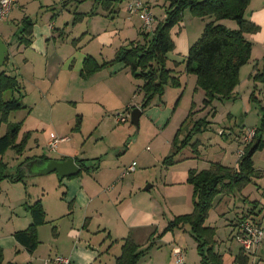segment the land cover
<instances>
[{"label": "rangeland", "instance_id": "obj_1", "mask_svg": "<svg viewBox=\"0 0 264 264\" xmlns=\"http://www.w3.org/2000/svg\"><path fill=\"white\" fill-rule=\"evenodd\" d=\"M24 1L25 11L23 10L24 6L20 8L19 4L15 5L14 8L16 10L10 13L11 17L7 20L8 22H5L6 20L0 22V35L5 38L9 48V55L5 63L0 65V69L18 76L20 90L16 92V96L19 97L21 94L26 93L27 95L24 97L25 103L36 102V98L40 95L37 84L42 87L48 82L43 80L36 83L34 78H31L34 70L33 61L31 60V63L25 65V58H41L42 61L43 57L35 54L31 47L26 46L28 45L27 43L20 42L21 26L15 16L17 18L23 13H28L33 16V20L37 19L40 22L46 14H56V25L54 24L55 28H52L53 34L47 44L51 60L48 58V70L51 71L55 68L56 71L60 64L67 59L66 66L72 65L75 68L74 73L77 78L75 81L79 82V84L87 83L88 87V82L92 83L93 81H91L92 77L83 79L78 75L83 58L87 54H91L99 61L112 59L116 48L123 45L125 38L130 37L132 39L137 37V32L141 25L147 31L154 30L158 21L162 20L165 15L166 7L164 0H150L154 23L153 26L146 28L143 27V20H141L138 13L130 12L128 9V3L136 0L118 1L113 12L105 10L102 5L90 0L78 3V8L74 5H68L64 8L60 5L62 2L59 0ZM46 3L49 5H46ZM49 6L52 7L51 10ZM90 10L95 13L90 14ZM76 12L87 13L80 19L77 17L76 20ZM210 20H214V16L197 17L192 15L188 9L184 13L183 20L172 29L177 49L167 54V67L174 68L177 71L183 83L181 89H187V91L177 106L175 102L179 95L176 89L179 87H173L172 90L169 89L163 101L157 96V103L160 107H148V111L141 115L142 120L140 117L139 129L131 122V112L135 107H130L129 110H126L122 106L124 104L117 100L113 102L114 107L111 110L103 109L101 115L85 116L81 131L73 130L76 124V117L79 114V109L74 101H83L80 99V97L82 98L80 90L74 96L72 95L70 100L53 103L51 114H49L48 118H44L43 122L29 113L31 106L11 111L7 120L0 121V135L7 131L10 123L15 122L22 123L19 139L29 134L28 143L22 155H18L14 149L9 148L3 156L7 164L6 171L10 176L0 181V236H7L14 231L25 229L32 222L28 206L36 200H41L47 212V222L38 228L39 243L34 253H29L20 243H16V246H7L4 264L10 261L16 264H53V259L57 255H64L62 253L66 252L70 253L71 250L76 251V248L94 250L97 253V257L103 256L102 264H115V255H113L112 251L108 252L106 250V241L108 240L107 237L110 238V231L104 228V220L107 215L102 216L101 205V202L106 201V198L104 195L99 194L100 187L97 186L96 181L97 179L103 180V174L107 176V180L110 179L114 171L107 167L114 165L115 159L119 161L121 158L122 172L125 171V166L136 160L139 163L136 165L139 173L136 175V171L130 172L123 177V180L131 184L133 182L140 183L142 187L156 184V187L152 188L153 195H157L160 192L165 193L166 191L160 186L168 167V164L164 162V158L171 154L172 140L177 128L182 123H184L183 134L186 135L190 123L194 121L193 119L196 120L207 116L211 120L208 130L198 135L201 138L199 146L201 168L207 167L206 163H211L208 161L211 159L209 158L211 155H213V159H218L216 158V152L222 151H225L223 158L225 164L234 165L236 163L238 156H241L239 149L245 148L243 141L244 131L252 127H258L264 115V83L254 81L252 76L250 77L253 72L251 62L243 69L241 68L240 83L235 88V95L231 99H216L212 105L205 106V108L201 104L203 109L200 112L193 113L192 115L197 113V115L193 116V119H186L193 107L192 105L190 108V102L193 86L196 85V75L185 71L186 65L183 63V58H185L186 46L182 36L189 37V42L191 44L194 43L200 37L205 24ZM223 22L229 27H237L234 20L225 19L222 20ZM105 30L108 32L115 31L112 33H115V35H113L111 44L104 45L102 42L104 40H102V35L99 34ZM139 35L141 36V34ZM261 47L258 45L255 48L254 57L261 55L259 54ZM262 49L264 51V48ZM262 56H260V68L262 70H258L259 72L264 69V56ZM175 61L178 63L176 64ZM127 70L131 73L130 67ZM41 71H44V63L38 68L36 80L41 76ZM107 71L114 74L118 73V77L115 79L118 80L121 76L125 78L126 66L120 62L115 63L107 68ZM131 76L133 94L135 96L133 100L136 104L144 96L140 90L143 80L136 78L134 75ZM55 82L56 85H59L61 83L60 77ZM102 83L105 86L109 84L108 81H102ZM253 91H255L257 98L252 100L251 94ZM45 92L51 95L57 93L58 90L51 88ZM165 99L169 101L168 105ZM174 106L176 107L174 108ZM121 115L127 116L128 120L126 122H118V117ZM151 115L162 117V122L158 123L153 120ZM154 123L155 125H152ZM123 125L132 128L133 135L132 138L128 137V147L125 146V142L121 144L122 136L117 134L120 130H124ZM52 131L59 138L63 136L70 137V140H61L62 142H59L55 151L48 144ZM139 135H141V139H145L146 144L150 145L154 153L153 156H146L147 159L144 162L146 166L142 171H140V168L143 165V161L139 162V159L134 157L140 148V145H137L139 140L136 141V137ZM183 137L184 135H181V139ZM70 148H73V156L79 158L88 157L89 161H96V163L101 159L102 168L99 169V164H96L91 166L90 171L83 170L80 176L74 175L60 179L56 171L48 174H31L23 167L25 164L21 168L19 167V163L27 156L47 154L58 158L62 153H65L64 149L70 150ZM254 160L257 169L255 179L261 178L264 181V175H262L264 173V150H259L255 154ZM148 161H151L150 166L147 164ZM22 169L25 171L24 178L14 181L12 177L18 175ZM82 178H84L85 187L91 192L93 197L89 204L79 203L73 196L65 195L68 190L67 180L77 179L81 185ZM250 186H255V180L248 188ZM104 188L102 187L103 191ZM247 190L244 191L245 194H247ZM230 196L232 201H235V206L231 203L230 207L225 206L222 212L220 208L214 206L207 221L208 225H217L216 249L227 255V257L230 249L238 252L241 246L235 237L238 230L235 225L239 219L238 216L240 217L243 212L249 211L254 206L252 201L245 198L242 191H236ZM98 207L101 209L100 214L97 212L99 211ZM107 242L110 244L111 241ZM176 250L177 247L174 249L171 264L177 263ZM168 254L171 256L170 250H168ZM66 256L69 257L68 255ZM71 264H73L72 261ZM227 264H229L228 258Z\"/></svg>", "mask_w": 264, "mask_h": 264}, {"label": "trees", "instance_id": "obj_2", "mask_svg": "<svg viewBox=\"0 0 264 264\" xmlns=\"http://www.w3.org/2000/svg\"><path fill=\"white\" fill-rule=\"evenodd\" d=\"M76 1L84 2L86 0ZM118 1L120 0H95L96 3L110 12L115 10ZM164 1L166 3H164L166 6L165 17L158 21L154 30L147 31L143 28L140 32L141 39L130 40L127 44L121 45L110 60L99 61L93 55H87L83 61L81 75L87 77L96 71L120 62L126 67H130L132 75L143 80L140 87L144 94L141 103L142 110L148 108L157 96L162 100L168 86H182L177 71L167 67V54L176 49L172 29L183 20L185 11L189 9L194 16H214V20L205 24L200 37L190 45L187 55L183 58V63L186 65L185 71L197 76V88L203 89L205 92L203 101L205 106L212 105L216 99H231L235 95V88L240 83L241 68L249 63L252 57L253 42L246 34L258 32L261 29L258 24L245 16L251 0ZM145 3L150 8L152 7L150 3ZM90 13L94 14L95 12L91 11ZM82 16V13H76L75 19L77 20V17ZM225 19L236 21L237 27L232 28L224 22L222 23V20ZM22 22V37L19 40L21 43L29 44L33 35L34 21L30 16H25ZM252 78L254 81L264 83V69L253 74ZM19 90L20 82L16 75L4 71L0 73V121L7 120L11 111L24 107L22 99L24 94L19 97L16 96V92ZM256 98L255 91H253L251 99ZM193 109L192 107L187 120L193 119ZM193 120L186 135L183 134L184 123L177 129L172 140V152L164 158L165 163L174 164L178 159L177 156L188 146L192 147L195 154H199L201 140L198 139V135L208 130L211 120L207 116ZM21 124V122L10 123L6 133L0 135V181L10 176L6 171L7 164L3 157L7 150L12 148L18 155H22L26 149L29 134L19 139ZM263 132L264 115L257 127L255 139L245 144L244 153L238 158L237 166L213 161L208 168L202 170L191 168L188 182L193 186V210L176 215L160 233L153 232L145 250H142L132 237L124 238L121 254L116 258V264H137L145 251L154 245L157 237H161L168 231L183 228L185 225L190 226V230L197 241V251L200 255L201 264H225L223 253L216 249L217 227L207 225L206 221L218 195L230 196L236 191H243L253 182L257 172L254 155L264 148ZM181 135H184L183 139H181ZM49 159L51 158L44 154L26 157L19 163V167L21 168L31 161L42 164ZM85 162L86 160L83 159L77 160L82 168L89 171L90 168ZM82 168L77 175L81 174ZM24 176L25 171L22 169L12 179L19 181ZM245 198L247 199L246 196ZM252 202L254 206L249 211L243 212L240 217L238 216L239 219L236 224L238 230L241 223L245 221H250L251 224L264 230V217L256 219V216L260 215L264 208L256 212L255 209L259 205L258 201ZM28 210L32 222L25 229L16 231L14 236L19 243L33 253L39 243L38 228L47 222V214L40 199L31 203ZM263 244L262 246H264ZM252 253L241 244L235 263L250 264L252 262L253 264L256 254ZM261 257L264 258V255ZM4 260L5 251L0 246V264H4ZM7 264L16 263L10 261Z\"/></svg>", "mask_w": 264, "mask_h": 264}, {"label": "crops", "instance_id": "obj_3", "mask_svg": "<svg viewBox=\"0 0 264 264\" xmlns=\"http://www.w3.org/2000/svg\"><path fill=\"white\" fill-rule=\"evenodd\" d=\"M23 1L15 0V5L19 4L20 8L21 6H24L23 10L25 11V1L24 3H22ZM59 1L62 2V4L60 5H62V7L64 8L67 7L68 5L70 6L74 5L76 8H78V3H80L76 0H59ZM90 1L95 2V0H90ZM145 2L149 4L150 0H147ZM46 5H49V4L46 3ZM150 5L152 4L150 3ZM50 6H49V9L51 10L52 7ZM14 7L12 11L16 10V8ZM91 10L89 12H91ZM76 13H82V12H76ZM86 13L87 12H83L82 15H86ZM25 16H30L33 19V16H31L28 13L27 14L23 13V15H19V17L17 18L15 16V19H17V21L19 22L18 24L21 26L20 27L21 33L23 29L22 19ZM245 16L261 27V29L258 32L246 34V36L253 42L252 57H251V60L249 61V63L252 62V65H253L252 66L253 72L250 74V77H251L253 74L257 73L258 70H262L260 68V64H261L260 56L261 55L264 56V51L262 49L264 48V0H251L246 10ZM10 17H11V14L7 18H5L3 21H0V22H4L5 20H6L5 22H8L7 20ZM55 17H57L56 14H53V15L46 14L43 20L40 22L37 19L33 20L34 21L33 35L31 36V42L28 45H26V46L31 47L35 51V54L43 57L42 61H41V58H38V59H35V58L29 59L28 57L25 58V61H24V63L26 62L25 65H28L29 63H31V60L33 61L32 65L34 66V70L32 71L31 78L33 77L36 83L41 82L43 80L44 81L47 80L48 82V84L42 87H40L37 84V89L40 91V95L36 98V102L25 103L24 97L27 94L24 92L25 93L23 96L24 107L31 106L29 113L33 114L34 117H36L39 121L43 122L44 118L45 119L48 118L49 114H51L52 109H53V103L63 101V100H66V101L70 100L71 96L72 95L74 96V94H77V92L80 90L82 92V98L80 97V99H82L83 101H80V102L78 100L74 101L76 102V105L79 109V114L76 117V124L73 128V130L79 132L82 129L83 120H85L86 118L85 116H89V115L95 116L96 114L101 115L103 113V109L111 110V108L114 107L113 102L117 100H120L124 104L122 106H124L125 109L128 107H136V106L141 107L143 96L140 99V101H138V103L136 104H135V101L133 100L135 96L133 94L134 89H133V82H132V76H131L132 74L129 72V70H127L129 69V67H126V74L124 76L125 78H122L123 76H121L120 78H118V80H115L116 77H118L117 75L118 73L114 74L113 72L107 71V68L111 66L103 68L102 70L96 71L87 77H83L80 72L83 67L84 58L87 55H91V54H87L81 62L82 64H81L80 70L78 71V75H80L79 77L83 79H89L92 77L91 81L92 80L93 81L92 83L88 82L89 83L88 87H87V83L79 84V82L75 81L77 79L74 73L75 68L72 65L66 66L67 59L66 61H64V63L60 64L59 68L56 71H55V68L54 70H51V71L48 70L50 53L47 50V46H48L47 44H48L49 38L53 34L52 28L54 29L56 25ZM164 17L165 15L163 16V18ZM142 29L143 28L141 25L139 31L137 32L138 34L137 37L132 38V39L130 37L125 38L123 45L127 44V42L130 40L141 39V36L139 34L142 31ZM113 32H108L107 30H105L99 34V35H102V40H104L102 42L104 45L111 44L113 42V35H115V33L112 34ZM20 37H22V34L19 36V38ZM0 38L3 39V41L8 46L5 38L1 35H0ZM182 39L185 41L186 54L184 56H186L191 43L189 42V37L187 36H182ZM23 43H26V42H23ZM258 45L262 46L260 48L261 51L259 53L261 55L254 57L255 48ZM118 48H116V50ZM43 63H44V71H41V76L39 77V79L36 80L38 68L41 67ZM246 65H244L242 69ZM3 71L8 73L6 70L0 69V73ZM8 74H11V73L9 72ZM12 75H16V74H12ZM59 77H60L61 83L59 85H56L55 80L58 79ZM100 78L101 80L99 81ZM102 81L103 82L108 81L109 84L105 86L102 83ZM51 88L57 89L58 92L55 94L48 95L45 91H49ZM181 88L182 86L176 89L178 91L179 101L182 100L183 96L185 95L187 91V89H181ZM169 89L172 90L173 87L168 86L165 94L167 93ZM165 94L161 101L164 100ZM204 98H205V92L203 91V89L197 88V76H196V85L193 86L192 93H191V102H190V108L193 105L194 113L200 112L201 109L205 108V105L203 103ZM178 99L175 102L176 106L179 103ZM165 102L168 105L169 101L165 99ZM201 104L204 106L203 108H201L202 107ZM176 106H174V108ZM149 107L150 108L160 107V105L157 103L156 98L153 100L152 104ZM145 111H148V108L143 110L142 115L145 113ZM195 115H197V113ZM151 116L153 117L152 119L156 120L158 123L162 122L163 120V118L160 116H157V117L153 115ZM141 120H142V117H141ZM118 122H124V121H118ZM152 125H155V123ZM123 127H124V130L119 129L120 131L117 134L122 136L121 141H120L121 144H124L125 142V146L128 147V144H127L129 142L128 137L132 138V135H133L132 128L127 127L125 125H123ZM51 133H54V132L52 131ZM51 133L49 136L48 144L51 140L50 139ZM144 135H148V134H144ZM56 136L59 138L57 134ZM140 136L141 135L136 137V141L139 140V143H137V145H140V148L136 152L134 157L139 159V162L143 161V165L140 168V171H142V169L146 166L144 164V162H146V159H147L146 156H153L154 153L150 145L146 144L145 139H141ZM62 138H66L63 141L70 140V137H67V136H63L60 139ZM198 139L201 140L200 137H198ZM263 139H264V133H263ZM188 147H186L178 155L179 157L174 164H171V165L168 164V167L166 168V172L164 173L163 181L160 183V186L163 188L164 191H166L165 193L160 192L157 195H153L152 188L156 187V184H149L147 185L149 186L147 188V187H142L140 183L133 182L131 184L123 180V177L126 176L128 173H130V172H126V168L132 165L133 162H136V160L132 161L131 164L125 166L126 167L125 171L122 172V165L120 162L121 158L119 159V161L115 159L114 165L107 167V168L113 169L114 171L110 179L107 180L106 179L107 176H105V174H103V180L97 179L96 184L98 187H100L99 194L104 195V197L106 198V201L101 202L102 216L107 215L104 220V228L109 229L110 231L109 232L110 238L107 237L108 238L107 241L110 240L111 242L109 244V242L106 241V247H107L106 250H108V252L112 251L113 255H115V264H116V258L121 254V248H122L124 238L128 236L132 237L135 240V242L141 246V249L145 250L146 246L149 244L150 236L153 232L160 233L163 230V228L167 225V223L171 219H173L176 215L188 213L193 210V186L188 182L189 170L191 168L202 170V169L208 168L211 163L210 164L206 163L207 167L201 168L200 160H199L200 149H199V154L197 155L193 152V149L191 146H188ZM223 149L225 148L223 147ZM263 150L264 148L261 149L260 151H263ZM64 152L65 153H62L60 157L58 158H54L47 154H44V155L49 156L51 159L54 158L58 160H65L70 157H73L75 158L76 162L77 160L83 159V160H86L85 164L90 169H91V166H95L96 164H99L100 166V167L98 166L99 169L102 168L101 159L98 161V163H96V161H89L88 157L79 158L77 156H73L72 155L73 148L72 149L70 148V150L64 149ZM224 152L225 151L216 152L217 153L216 158L218 159H213V155H211L209 157L211 159H209L208 161L209 162L216 161V162H221L225 164L223 162V158L225 154ZM257 152L255 154H257ZM34 156H38V155H34ZM27 157H32V156H27ZM237 160L234 165H229V166H237ZM150 163L151 161H148L147 163L148 166H150ZM254 163H255V160H254ZM138 164L139 163L136 162V165ZM82 169L85 170L84 168ZM135 171L137 172L136 173L137 175L139 173L137 169H135L134 171H131V173ZM260 172L262 171L260 170ZM262 175H264V173ZM254 180H255V186L254 187L250 186L249 188L248 187L245 188L242 191V193L250 201L251 200L258 201L259 205L255 209V211L259 212L260 210H262V208H264V181L261 178L255 179V177H254ZM66 184H67L68 190L65 192V195L69 194L70 197L73 196V198L77 199L79 203L89 204L90 201L93 199L91 192L85 187L84 178L81 179V185L78 183L77 179L67 180ZM102 187H105L104 191ZM246 189H248L247 194L244 193ZM71 202L72 201H70V203ZM231 203L233 204V206H235V201H232L231 196H226V195L221 194L216 197L214 206L217 208H220V211L222 212L224 210V207L225 206L230 207ZM98 210L99 211L97 212H99L98 214H100L101 209L99 207H98ZM263 214H264V210H262L260 215L258 214V216H256V219H260L261 217H264ZM219 215L221 214L219 213ZM209 218H210V214H209L208 219ZM207 221H206V224H207ZM209 225L212 226V224H209ZM215 226L217 227V225ZM14 233L15 231L12 232L10 235L0 236V246L4 248V251H6L7 246H10V247L12 245L16 246V243H19L16 240ZM166 243H169V244H166ZM176 247L183 249L184 264H201L200 255L198 254V251H197V241L194 238L190 230V226L188 225H185L183 228L175 229L173 231H168L161 237H157L154 245L145 251V253L142 255L141 259L139 260L137 264H171L172 255ZM26 250L29 253H31L28 249ZM168 250L171 251V254H170L171 256H169ZM238 252H234L230 249L228 253V257L227 255L223 254L225 264H227V258H228L229 264H237L235 263V258ZM258 253L259 255L260 254L264 255V246L261 245L260 247H258ZM62 254H64L63 256L68 255L73 264H96V263L102 264L103 256L97 257V253L94 250H89L85 248H80V249L76 248V251L71 250L70 253L66 252ZM30 264H33V263H30Z\"/></svg>", "mask_w": 264, "mask_h": 264}, {"label": "built area", "instance_id": "obj_4", "mask_svg": "<svg viewBox=\"0 0 264 264\" xmlns=\"http://www.w3.org/2000/svg\"><path fill=\"white\" fill-rule=\"evenodd\" d=\"M14 5L15 0H0V21H3L9 16ZM128 9L130 12L138 13L141 20H143V27L149 28L153 26L154 16L152 14L151 8L143 0H136L134 2L128 3ZM127 120V117L124 115L118 117V121L125 122ZM256 133L257 127L247 129L244 132V143L248 144L252 142L256 137ZM64 139L65 138L60 139L55 133H51L49 146L52 150H56L59 142ZM239 153L242 155L244 153V149H239ZM135 166L136 162H133L132 165L126 168V172L134 171L136 169ZM239 228L240 229L237 231L235 237L241 242L247 251L256 254L253 264H264V258H262L258 253V247H260L264 241V230L251 224L250 221L242 222ZM175 256L177 259V264H184V252L182 248H177ZM53 264H71V259L67 256L57 255V257L53 259Z\"/></svg>", "mask_w": 264, "mask_h": 264}, {"label": "water", "instance_id": "obj_5", "mask_svg": "<svg viewBox=\"0 0 264 264\" xmlns=\"http://www.w3.org/2000/svg\"><path fill=\"white\" fill-rule=\"evenodd\" d=\"M8 55V46L3 39L0 38V65L5 62ZM142 113L143 110L139 106L135 107L131 112V122L137 127V129L140 127V117ZM23 167L31 174H48L56 171L61 179L77 175L81 170V166L73 157L65 160L52 158L42 164H38L36 161H31L30 163H26ZM146 187L148 188L149 186Z\"/></svg>", "mask_w": 264, "mask_h": 264}]
</instances>
